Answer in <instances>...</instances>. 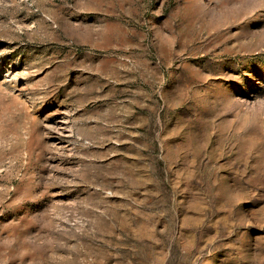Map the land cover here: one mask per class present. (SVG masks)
<instances>
[{
  "label": "rangeland",
  "instance_id": "obj_1",
  "mask_svg": "<svg viewBox=\"0 0 264 264\" xmlns=\"http://www.w3.org/2000/svg\"><path fill=\"white\" fill-rule=\"evenodd\" d=\"M0 264H264V0H0Z\"/></svg>",
  "mask_w": 264,
  "mask_h": 264
}]
</instances>
